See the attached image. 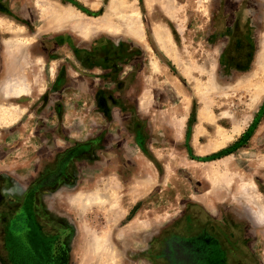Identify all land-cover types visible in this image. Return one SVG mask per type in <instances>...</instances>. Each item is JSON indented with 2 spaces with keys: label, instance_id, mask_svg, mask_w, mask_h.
Instances as JSON below:
<instances>
[{
  "label": "rangeland",
  "instance_id": "374dc122",
  "mask_svg": "<svg viewBox=\"0 0 264 264\" xmlns=\"http://www.w3.org/2000/svg\"><path fill=\"white\" fill-rule=\"evenodd\" d=\"M46 1L93 29L0 0V264H264V0ZM29 195L51 262L23 241Z\"/></svg>",
  "mask_w": 264,
  "mask_h": 264
},
{
  "label": "bare ground",
  "instance_id": "6f19581e",
  "mask_svg": "<svg viewBox=\"0 0 264 264\" xmlns=\"http://www.w3.org/2000/svg\"><path fill=\"white\" fill-rule=\"evenodd\" d=\"M147 1V5L150 7L153 5V3L155 2V0H146ZM116 3H117V7H122L123 6V2L122 0H112L111 4H110V13L108 15L112 16L113 15V11L116 8ZM166 3V2H165ZM165 7V11L169 16H173L174 15V9L171 5V3H166L164 4ZM36 7L39 9V11L42 14H50L53 15L54 18L58 21H60L61 23H66L67 20H70L71 22H75V24L80 20H78L77 22L75 21V17L77 16H72L73 14H71L69 11L68 12H61L60 10H58L59 8L55 7L54 5H52L50 2L46 1V0H36ZM125 9V8H124ZM126 11V10H125ZM73 17V19H71ZM107 17V15L105 16V18ZM118 17H119V21H120V25L125 28V31L128 34L133 35L134 37L138 38V39H144V28L142 26V23H140V13L138 12H133V13H118ZM78 17H76L77 19ZM109 19V18H108ZM82 20V18H81ZM80 20V21H81ZM107 20V19H106ZM81 24L74 25L75 28L77 27V30L79 29L81 32V29L85 30V31H92L93 27L91 28L90 26H83L82 22H80ZM69 22V21H68ZM105 22V21H104ZM102 22V23H104ZM101 23V24H102ZM107 23V22H105ZM108 25V24H107ZM95 29V28H94ZM97 29V28H96ZM99 29V26H98ZM119 29V28H118ZM117 29V30H118ZM23 30H19L17 32L21 33ZM96 31V30H94ZM16 33V32H14ZM153 33H154V37L157 41V43L159 44V46L161 47V49L168 55H174V45L173 42L171 40V35L169 34V32L167 31V29H165L163 26L161 25H155L153 27ZM27 43V39L24 37H15L12 40H9L7 42V44L10 47H15V46H23ZM154 68H156V63L153 64ZM257 68L258 69H264V51L262 50L259 54V58H258V63H257ZM262 88H264L262 86ZM6 89V95H19L21 93L26 92V89L24 87V85L17 79L15 80H8L7 82V87ZM264 90V89H263ZM262 90V91H263ZM260 93V92H259ZM258 93V94H259ZM257 94V95H258ZM9 111H4V116L3 119L1 120L2 122H4L6 125H11L14 121H15V117L11 114H7ZM5 117V118H4ZM254 186V185H253ZM255 188V186L253 187ZM251 190L252 188L249 189V196L250 198L255 202L256 206L258 209L260 210H264V207L258 203L259 201L257 200V197H254V193L251 194ZM97 197L96 195H90L89 197L86 198V202L88 203L91 199ZM92 236V235H91ZM103 241H107V238L105 237H99V236H92L91 240L89 241L90 247L92 248V251H100L103 250L107 251L106 248L108 246H103L104 242ZM92 242H95L97 244V246H93ZM114 255L109 256L108 260H113L114 259Z\"/></svg>",
  "mask_w": 264,
  "mask_h": 264
},
{
  "label": "flooded vegetation",
  "instance_id": "af4514ba",
  "mask_svg": "<svg viewBox=\"0 0 264 264\" xmlns=\"http://www.w3.org/2000/svg\"><path fill=\"white\" fill-rule=\"evenodd\" d=\"M24 214L25 219L24 222L21 223V226L23 227V241L25 246L28 248V254H31L33 257L36 256L41 260L45 259L47 262H51L56 254V251L52 248L50 241L55 240V238L45 237L44 239L42 228H40L39 223L35 220L31 209L29 210L30 217L27 215L25 209ZM14 224H16V226L20 225L18 221Z\"/></svg>",
  "mask_w": 264,
  "mask_h": 264
},
{
  "label": "water",
  "instance_id": "95a60500",
  "mask_svg": "<svg viewBox=\"0 0 264 264\" xmlns=\"http://www.w3.org/2000/svg\"><path fill=\"white\" fill-rule=\"evenodd\" d=\"M56 178V176H52L48 179V181H50L52 183V181H54V179ZM49 183L47 182H44L43 185H48ZM33 197V196H32ZM29 200L31 201V195L28 196V199L26 201V204H25V210H26V213L27 215L30 217V214H29V210H30V203H29Z\"/></svg>",
  "mask_w": 264,
  "mask_h": 264
},
{
  "label": "crops",
  "instance_id": "0c3cea01",
  "mask_svg": "<svg viewBox=\"0 0 264 264\" xmlns=\"http://www.w3.org/2000/svg\"><path fill=\"white\" fill-rule=\"evenodd\" d=\"M255 215H256V217H255V218H257V219L259 220V222H261V223H262V222H263V219H262V217H259V216H258V214H256V213H255Z\"/></svg>",
  "mask_w": 264,
  "mask_h": 264
},
{
  "label": "trees",
  "instance_id": "16d2710c",
  "mask_svg": "<svg viewBox=\"0 0 264 264\" xmlns=\"http://www.w3.org/2000/svg\"><path fill=\"white\" fill-rule=\"evenodd\" d=\"M65 264H68V256H67V253H65Z\"/></svg>",
  "mask_w": 264,
  "mask_h": 264
}]
</instances>
